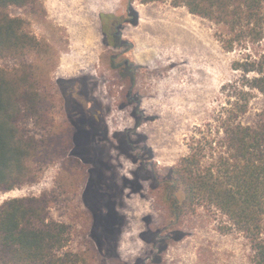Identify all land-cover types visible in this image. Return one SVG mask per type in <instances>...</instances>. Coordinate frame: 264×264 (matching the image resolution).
<instances>
[{
  "label": "rangeland",
  "instance_id": "1",
  "mask_svg": "<svg viewBox=\"0 0 264 264\" xmlns=\"http://www.w3.org/2000/svg\"><path fill=\"white\" fill-rule=\"evenodd\" d=\"M8 13L42 45L25 64L40 82L43 111L22 126L51 159L34 182L0 192V206L47 199L48 221L68 229L57 256L77 264H252L249 241L218 211L200 204L177 221L164 183L153 192L149 179H164L193 142L206 154L216 148L222 87L235 57L221 48L219 27L171 0H40ZM18 67L0 62L6 70ZM68 97L81 98V108L71 109ZM263 103L254 100V108ZM88 104L104 121L89 126L83 144ZM115 134L128 142L124 153ZM107 213L123 219L119 233L110 227L119 262L108 254L113 242L98 232Z\"/></svg>",
  "mask_w": 264,
  "mask_h": 264
},
{
  "label": "trees",
  "instance_id": "2",
  "mask_svg": "<svg viewBox=\"0 0 264 264\" xmlns=\"http://www.w3.org/2000/svg\"><path fill=\"white\" fill-rule=\"evenodd\" d=\"M163 0H143V3ZM40 0H0V192L36 180L50 151L28 135L23 120L39 119L43 111L40 82L25 60L42 45L23 20L9 15L10 7L39 5ZM173 7L219 27L221 48L235 57L232 79L222 87L226 103L218 115L216 148L202 143L170 169L164 191L173 197L178 221L204 204L224 216L229 229L243 234L252 251V264H264V0H171ZM207 144V143H206ZM182 192V198L177 192ZM47 199H12L0 206V264H77L57 252L67 243L66 226L48 221Z\"/></svg>",
  "mask_w": 264,
  "mask_h": 264
},
{
  "label": "flooded vegetation",
  "instance_id": "3",
  "mask_svg": "<svg viewBox=\"0 0 264 264\" xmlns=\"http://www.w3.org/2000/svg\"><path fill=\"white\" fill-rule=\"evenodd\" d=\"M131 17L133 18L134 16H131ZM125 62H127V61H125ZM77 90H78V88H77ZM130 94H131V91L129 92V95ZM68 98L69 99L67 100V104H68V106L71 105L70 106L71 109H76L77 107L78 108H81V106H80L81 103H82L81 98H79V97H77L76 99L73 98V97L72 98L71 97H68ZM135 102H138L137 98H136ZM69 103H70V105H69ZM87 103H90V102H87ZM88 106H89L90 110L92 111L91 105L88 104ZM103 121H104V115L100 113V108L97 107V110L96 111H92L91 118L90 119H84V121H83V123L88 126V129H86V128L85 129H81L80 130V133L83 130H85L86 133H87L86 139L82 140V139L79 138V140H81L83 142V144H84V142L88 139V137L92 135L91 132L94 130V129H90L89 126L92 127L93 123H96V125H98V126H102L103 125L102 124ZM115 138H116V141H117L118 149L122 153H124L125 152L124 148L126 147V145H127V147H129L128 144H127L128 143L127 140L125 139L124 136H122L120 134H115ZM150 157H152V156H150ZM96 166H97V168L100 167V165H96ZM143 171H145V170L143 169ZM96 174H97L98 177L100 176L98 173H96ZM149 179L152 182L151 190L153 192H155L157 190H160L161 184H163L164 180H166L165 178L164 179L160 178L159 177V174H156V173L152 174V176H150ZM171 198H173V197H170V196L167 197V199H169V200ZM107 216H108V213L107 214H104V215L102 214L103 222L101 224V227H99L98 232L102 233L104 236L107 237V242H113V244H114L115 241L112 238V231H113V229H110V227L113 226V227L117 228L116 231H117V233H119L122 230L121 228L124 225L123 224V219L118 218V220H116V219H114L113 216L112 217L110 216L109 218H107ZM107 220H109V222ZM92 230H93V227H92ZM176 237H177L176 239L181 238V234H179V233L176 234ZM115 247L116 246L114 244L113 245V250L112 251H109L108 254L110 255V258L112 260H117V262H119V258L112 256L115 253V251H114V248ZM102 252L105 253V255L107 254L104 248H102ZM151 261H153V263H155L154 262V258H152ZM120 264H123V263H120ZM135 264H140V263H135Z\"/></svg>",
  "mask_w": 264,
  "mask_h": 264
}]
</instances>
